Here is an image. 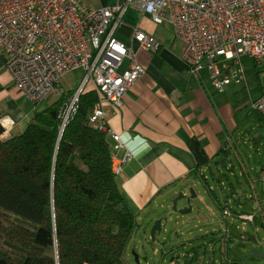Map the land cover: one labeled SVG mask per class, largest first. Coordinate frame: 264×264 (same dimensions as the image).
Masks as SVG:
<instances>
[{"label": "crops", "instance_id": "crops-1", "mask_svg": "<svg viewBox=\"0 0 264 264\" xmlns=\"http://www.w3.org/2000/svg\"><path fill=\"white\" fill-rule=\"evenodd\" d=\"M77 1L85 8L99 9L123 5L128 0ZM130 1L114 37L133 47L144 74L125 94L120 109L104 106V122L119 136L131 156L130 161L121 166L116 181L128 208L136 216V222L144 215L153 217L151 220L158 219L161 213L157 210L163 209L167 201L179 192L188 195L190 188L195 192V186L202 184L208 175L222 174L221 168L227 169L235 179L240 176L246 180L252 190L247 196L252 210L257 213L259 221L261 218L264 222V118L258 112L254 116L239 114L240 104L229 101L231 96L239 93H243L248 102L260 97L264 85L255 84V80L250 84L260 73L259 69L257 71L252 60L243 57L245 83L230 85L222 94H217L206 70L192 73L182 62V44L174 39L171 26L153 24L138 8L139 0ZM136 28L158 41V51H142L133 44L131 35ZM247 60L253 64L254 71L246 69ZM4 62L0 49V120H11L13 125L9 135H17L33 114L49 106L58 96L50 95L39 104L31 103L14 87L11 76L4 69ZM125 66L126 61L119 71ZM82 75L81 70L68 73L64 80H60L59 87L65 92L76 91ZM86 89L92 88L87 86ZM108 142L113 151L115 142L111 136ZM122 154V151L116 152L118 158ZM231 155H234L239 175L235 172ZM220 161L224 166L222 163L215 166ZM209 191L211 188L206 187V192ZM213 202L218 204L217 200ZM228 208L233 218L244 215L231 211L229 205ZM231 217L220 228L223 235H227L225 229L229 231L234 224ZM151 220L146 219V222ZM199 232L204 236L197 239L205 237L211 241L217 234L214 229L207 228ZM235 262L238 261L233 257L225 260L227 264Z\"/></svg>", "mask_w": 264, "mask_h": 264}, {"label": "built area", "instance_id": "built-area-1", "mask_svg": "<svg viewBox=\"0 0 264 264\" xmlns=\"http://www.w3.org/2000/svg\"><path fill=\"white\" fill-rule=\"evenodd\" d=\"M130 3L91 9L77 0H0V49L14 87L39 104L50 95L59 97L64 92L60 80L81 70L79 87L60 113V128L75 113L80 93L91 86L98 102L89 122L115 142V175L131 156L119 136L106 127L104 106L120 109L125 94L144 74L133 47L114 37ZM138 8L153 24L171 26L174 39L182 44V62L192 73L206 70L217 94L245 83L243 57L256 67L264 65V0H139ZM131 39L142 51L154 53L160 47L152 35L137 28ZM250 108L264 118V87ZM0 125L3 137L8 136L13 122L1 119ZM231 216L224 207L222 220ZM244 218L253 219L239 217Z\"/></svg>", "mask_w": 264, "mask_h": 264}, {"label": "trees", "instance_id": "trees-1", "mask_svg": "<svg viewBox=\"0 0 264 264\" xmlns=\"http://www.w3.org/2000/svg\"><path fill=\"white\" fill-rule=\"evenodd\" d=\"M74 93L64 91L17 135L3 137L0 125V264H128L136 216L112 171L109 136L89 122L93 89L60 128Z\"/></svg>", "mask_w": 264, "mask_h": 264}, {"label": "rangeland", "instance_id": "rangeland-1", "mask_svg": "<svg viewBox=\"0 0 264 264\" xmlns=\"http://www.w3.org/2000/svg\"><path fill=\"white\" fill-rule=\"evenodd\" d=\"M245 62L246 69L251 68L254 71L253 64L249 60ZM256 69L257 71L259 69L260 73L258 72V77L252 79L250 84L255 80V84L258 82L264 85V66L256 67ZM70 79L73 80V77L70 76ZM229 101L234 105L240 104V108L237 109L239 114L248 113L251 116L257 114L250 108V102L243 93L231 96ZM230 158L235 166L236 174L239 175L234 155ZM221 172L222 174L208 175L202 184L195 186L198 196L190 202L192 208L190 213L186 215L173 213L170 210V201H167L163 209L157 210L163 214V217H170V220L162 223V231L155 235L154 241L150 238L153 223L146 222V219L151 220L153 217H147V215L140 217L128 244L125 262L137 264L135 262V256H137L138 264H209V261L219 264V261L224 263L226 259L233 257L242 264H264V222L261 218L259 221L257 213L252 210L250 199L247 198L252 190L244 178L237 176L235 179L225 168H221ZM206 187L211 188L209 193L206 192ZM232 193H234V199H239L240 203L237 207L232 205L230 199ZM212 199L217 200L219 205ZM183 202L178 203V209L182 207ZM225 205L227 207L229 205L233 212L244 214V217L248 216L245 214H251L253 219L246 221L245 218L240 220L237 217H231L232 222H230L234 224L229 227L228 234L223 235L220 228L226 222L228 223L222 220L221 207ZM227 219L230 220V218ZM206 228L217 232L212 241L204 239L205 237L197 239L203 235L199 231ZM249 237H254L255 241ZM252 253L261 254L263 258H254Z\"/></svg>", "mask_w": 264, "mask_h": 264}, {"label": "water", "instance_id": "water-1", "mask_svg": "<svg viewBox=\"0 0 264 264\" xmlns=\"http://www.w3.org/2000/svg\"><path fill=\"white\" fill-rule=\"evenodd\" d=\"M197 196H196V193L194 192V189L193 188H190L188 189V195H185L184 193L182 192H179L177 193V195L170 201L171 202V207H170V210L173 212V213H178L180 215H186L188 213L191 212L192 208L190 206V202L193 200V199H196ZM231 201H232V205L234 207H237L238 206V200L237 199H234L233 196L231 195ZM183 202V206L178 209V203L179 202ZM170 220V217H163V214L161 213V217H159L158 219H156L155 221L154 220H151L150 222L153 223L152 227H151V230H150V238L152 241H154L155 239V235L157 234H160L161 231H162V223H167L169 222ZM252 241H255V238L254 237H249ZM253 254V257L254 258H263V255L261 254H257V253H252ZM135 262L138 264V257L135 256Z\"/></svg>", "mask_w": 264, "mask_h": 264}]
</instances>
